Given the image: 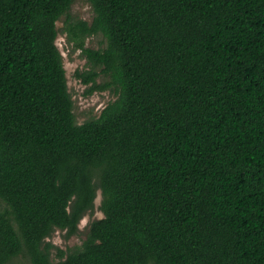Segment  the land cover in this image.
I'll list each match as a JSON object with an SVG mask.
<instances>
[{
	"label": "trees",
	"instance_id": "obj_1",
	"mask_svg": "<svg viewBox=\"0 0 264 264\" xmlns=\"http://www.w3.org/2000/svg\"><path fill=\"white\" fill-rule=\"evenodd\" d=\"M74 1L0 0V264H264V0H88L70 32L107 46L76 76L118 98L82 124ZM99 191L81 246L48 240Z\"/></svg>",
	"mask_w": 264,
	"mask_h": 264
},
{
	"label": "rangeland",
	"instance_id": "obj_2",
	"mask_svg": "<svg viewBox=\"0 0 264 264\" xmlns=\"http://www.w3.org/2000/svg\"><path fill=\"white\" fill-rule=\"evenodd\" d=\"M94 18V10L88 0H75L72 4L69 15L63 16L58 21L59 36L57 45L63 55L64 66L68 80L69 91L72 94L74 101V112L76 121L82 124L92 118H96L101 114L110 102L118 98L114 90L108 89L105 91H97L92 94L88 93L93 83L86 84L76 76L78 71H92L88 59L83 53V49L79 47L81 40L85 48L102 49L107 46V41L102 34L92 36H82V39L75 38L73 32H70L72 25L79 21L91 23ZM100 75L97 77V84H104L109 81L107 75H104L102 68H95ZM102 194L98 192V196L94 202V209L89 211L81 220L79 230L76 234L68 236L66 230H57L51 238V241L56 247L64 251H72L81 246L87 238V234L91 223L104 217L101 210ZM56 248L53 249L52 258L58 261Z\"/></svg>",
	"mask_w": 264,
	"mask_h": 264
}]
</instances>
